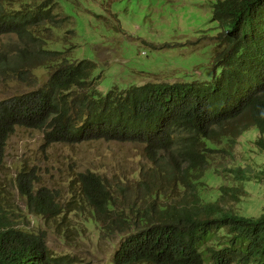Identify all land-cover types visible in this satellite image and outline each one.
<instances>
[{
    "label": "trees",
    "instance_id": "trees-1",
    "mask_svg": "<svg viewBox=\"0 0 264 264\" xmlns=\"http://www.w3.org/2000/svg\"><path fill=\"white\" fill-rule=\"evenodd\" d=\"M206 5L219 30L203 81L139 84L106 79L79 51L74 0H0V35H14L0 44V82L27 86L0 101V165L16 126L40 131L46 146L135 142L144 159L129 177L75 171L63 188L15 171L27 213L16 227L17 211L0 201V256L90 264L51 253L46 228L27 225L32 214L57 235L84 239L93 225L101 239L119 238L109 264H264V206L257 215L236 207L245 182L264 185V160L234 159L250 127L264 150V0Z\"/></svg>",
    "mask_w": 264,
    "mask_h": 264
},
{
    "label": "rangeland",
    "instance_id": "rangeland-1",
    "mask_svg": "<svg viewBox=\"0 0 264 264\" xmlns=\"http://www.w3.org/2000/svg\"><path fill=\"white\" fill-rule=\"evenodd\" d=\"M206 2L74 0L78 27L84 38V41L80 39L79 51L84 50L104 66L101 74L106 79L120 83L203 81L209 49L219 30L210 19L211 9ZM11 40L14 35H0V44ZM46 78L44 74L40 75L38 85H42ZM24 90L27 86L15 80L0 82V101ZM259 135L255 127L241 134L234 151L238 164L247 166L254 159L264 160V150L255 144ZM4 149L0 166V198L7 195L17 210L14 219L19 224L27 213V197L19 193L13 181L19 165L23 172L32 179L34 177L36 186L58 185L63 188L69 174L87 167L109 177L122 173L129 177L137 169V164L144 162L143 147L135 142L88 139L46 146L38 131L22 127L16 128L8 137ZM245 189L242 203L236 207L257 215L264 206V185L247 181ZM27 219L29 227L46 228L45 245L55 255L74 252L76 259L82 262L107 264L119 244V238L114 236L101 239L93 225L87 230L86 238L81 239L75 232H68L67 236L63 232L57 235L50 227L41 225L38 216L30 214Z\"/></svg>",
    "mask_w": 264,
    "mask_h": 264
},
{
    "label": "clouds",
    "instance_id": "clouds-1",
    "mask_svg": "<svg viewBox=\"0 0 264 264\" xmlns=\"http://www.w3.org/2000/svg\"><path fill=\"white\" fill-rule=\"evenodd\" d=\"M206 65V64H205ZM7 100V98L6 99H4V100H1V101H6ZM18 127H21V126H16L15 127V130H16V128H18ZM22 128H25V127H22ZM27 129H30V128H27ZM15 130L13 131V133L15 132ZM32 130H35V129H32ZM36 131H38V130H36ZM40 134H41V132L40 131H38ZM13 133H11V134H13ZM10 134V135H11ZM9 135V136H10ZM41 136H42V134H41ZM43 139V138H42ZM5 148V147H4ZM4 151H5V149H4ZM3 158H4V155H3ZM2 162H3V159H2ZM2 165V164H1ZM0 165V166H1ZM19 169H20V165H19V167L16 169V171H19ZM1 185V184H0ZM19 191V190H18ZM22 195V194H21ZM0 201L1 202H3L4 203V205H5V207L8 209V210H10V211H17L16 209H14L13 208V206L11 205V203L8 201V197H7V195H4L3 197H1L0 198ZM25 204H26V201H25ZM0 215L2 216V214H1V211H0ZM1 216H0V218H1ZM15 220V219H14ZM16 221V220H15ZM30 222V221H29ZM29 222H28V226H29ZM14 224V223H13ZM16 227H21L23 224H19V223H17L16 222ZM8 226V225H7ZM10 227V226H9ZM74 253V252H73ZM15 254H16V252L14 251L13 253H11L10 255H7L6 257H2V256H0V264H41V259H40V257H39V254H37L33 259H24V258H18V257H15ZM107 264H109V263H107Z\"/></svg>",
    "mask_w": 264,
    "mask_h": 264
}]
</instances>
